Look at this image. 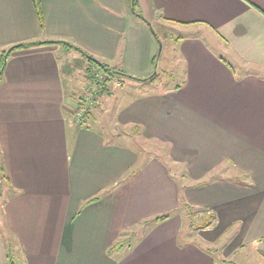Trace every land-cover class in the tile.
<instances>
[{
    "label": "crops",
    "instance_id": "obj_1",
    "mask_svg": "<svg viewBox=\"0 0 264 264\" xmlns=\"http://www.w3.org/2000/svg\"><path fill=\"white\" fill-rule=\"evenodd\" d=\"M136 3L148 24L131 0H40L41 29L32 0H0V57L61 42L15 49L0 78L15 264H264V0ZM64 44L147 80L92 96L95 70L66 68ZM161 59L179 80L144 86ZM85 95L97 107L75 123ZM184 205L206 224L185 227ZM6 249L0 237V264Z\"/></svg>",
    "mask_w": 264,
    "mask_h": 264
},
{
    "label": "rangeland",
    "instance_id": "obj_2",
    "mask_svg": "<svg viewBox=\"0 0 264 264\" xmlns=\"http://www.w3.org/2000/svg\"><path fill=\"white\" fill-rule=\"evenodd\" d=\"M175 33H176V35L181 34V33H185V30H177ZM74 56L77 57V58H79V59L81 58L86 63L85 65L89 66L88 65V62H87V60L85 58H83L82 56H80L79 53L75 52L74 50L69 49L67 52H65V58H66V64H65L66 66L65 67L66 68H68L69 66L70 67H73L74 68V73H77V72L82 73V71H78L79 65L77 66L76 64H73L72 61H70V59H72ZM162 65H163V59H161V61H160V68H159L158 75L156 77L150 79L147 82H143V83H145L144 86H153L155 84H159L161 80H163L165 82V86L163 88H166L167 85L170 86L172 84L177 83V80H179L178 79L179 76H176V77H178L177 79L176 78H172V79L168 78L167 74H164L162 72V70H161L162 69ZM176 66L177 65L174 63L173 64V67L175 68ZM89 67H91V66H89ZM177 67H178V73L181 75V70L179 69V66H177ZM167 70H168V73H172V68L171 67H169ZM96 73H99V75L101 77V79L99 81L97 80V84H98V93H97V95H99L100 94L99 89L102 86L103 74L100 71H95V74ZM121 78H122L121 76H115V79L116 80H120ZM89 84H87V91L88 92H89ZM103 134H104V131H103ZM140 146H141L142 149L143 148L145 149V146L143 144H140ZM145 151H146V149H145ZM172 176H173L174 180L178 184H181L182 180H181V177L179 176L178 171H175L172 174ZM0 187H1V193H2V197H1L2 200L5 199V198H7L10 194H12V192H14V191H9L10 188L7 189L6 186H3L2 183H0ZM181 214L183 216H185V218H186V220L184 222V226L185 227L189 226L190 229L195 230V228H198V227L202 226L198 222H200L199 219H201L203 217L200 214H197V211L196 210H194L192 208H188V209L184 208L181 211ZM147 224L150 225V221H148ZM204 224L205 223H203V225ZM131 232H132V230L130 229V233ZM0 237H2V241L4 243V246H6V248H7L6 250H7L8 263L11 262V264H15L16 263V257H15L14 251H15V249L16 250L18 249V246H17L18 243H17V240H15L13 238V236L11 235V233L9 232L8 228L5 226L4 223L0 227ZM126 244H132L131 239H128L126 241Z\"/></svg>",
    "mask_w": 264,
    "mask_h": 264
},
{
    "label": "trees",
    "instance_id": "obj_3",
    "mask_svg": "<svg viewBox=\"0 0 264 264\" xmlns=\"http://www.w3.org/2000/svg\"><path fill=\"white\" fill-rule=\"evenodd\" d=\"M32 3H33V6H34V9L36 11V16H37V19H38V23H39V26L40 28L42 29L43 28V17H42V14H41V8H40V0H32ZM131 4H132V12L133 14L139 18L142 22H145L146 21L144 20V18L140 15L139 11L137 10L136 8V0H131ZM45 43H61V42H56V41H47V42H29V43H25L23 45H16V46H13V47H10L9 49H7L6 51H4L2 54H1V57H0V78L2 76V70H3V67L5 65V61H6V57L5 55H9L12 51H14L15 49H18V48H27V47H32L33 45H39V44H45ZM65 47H67L68 49H72L74 50L75 52L79 53L80 56H82L83 58H85L88 62V65L91 66L89 68H93L95 71H100L102 74H103V80H102V86L100 87L99 90H104L105 89V84L111 80L113 77L117 76V75H114V71H118V70H115L111 67H108L107 65H104L102 64L103 66L100 67V65H98L97 63H95L92 59V57H90V55H88L87 53H85L84 51L80 50V49H77L76 47L74 46H71L69 44H64ZM156 59V58H155ZM96 68V69H95ZM118 72H121V71H118ZM123 73V72H121ZM93 74L94 72L92 71V69H88L86 68L85 70V76L91 80L93 79ZM125 74V73H124ZM6 181V178L3 176V174L0 173V183L3 182L4 186L8 188V186L6 185V183L4 182ZM184 208H189L187 205H184ZM168 216H162V217H157L155 219H153L154 223H157L159 221H162V220H165ZM152 221V222H153ZM204 223V222H203ZM201 223V224H203ZM206 224V223H205ZM115 248V247H113ZM112 248V249H113ZM8 264H11L8 263Z\"/></svg>",
    "mask_w": 264,
    "mask_h": 264
},
{
    "label": "built area",
    "instance_id": "obj_4",
    "mask_svg": "<svg viewBox=\"0 0 264 264\" xmlns=\"http://www.w3.org/2000/svg\"><path fill=\"white\" fill-rule=\"evenodd\" d=\"M94 84L92 83L89 85V91L92 96L97 95V90L95 89V84H97V80L101 79L99 73L95 75ZM90 95H85L82 100L80 101L75 113H74V122L75 123H82L85 120V115L88 111V108H94L96 106V102Z\"/></svg>",
    "mask_w": 264,
    "mask_h": 264
},
{
    "label": "water",
    "instance_id": "obj_5",
    "mask_svg": "<svg viewBox=\"0 0 264 264\" xmlns=\"http://www.w3.org/2000/svg\"><path fill=\"white\" fill-rule=\"evenodd\" d=\"M146 24H148L147 21H146ZM148 26L150 27V25H148ZM150 31L152 32L151 29H150ZM152 33H153V32H152ZM153 35H154V33H153ZM161 49H162V45H161V43L158 41V52H157V57L159 56ZM5 57H6V55H5ZM92 60H93L95 63H97L98 65H100V67L103 66L102 63L98 62L97 60H95V59H92ZM113 73H114V75H117V76H125V77L127 76V78L132 79V80H136V81H142V80H145V81H146V80H147V78H146V79H138V78H135V77H132V76L126 75V74L121 73V72H118V71H114ZM154 73H155V71H154ZM154 73H153L152 75H150L149 78H151V77L154 75Z\"/></svg>",
    "mask_w": 264,
    "mask_h": 264
}]
</instances>
